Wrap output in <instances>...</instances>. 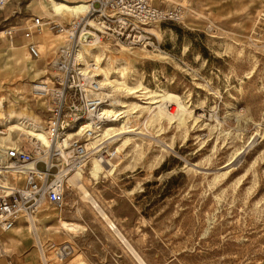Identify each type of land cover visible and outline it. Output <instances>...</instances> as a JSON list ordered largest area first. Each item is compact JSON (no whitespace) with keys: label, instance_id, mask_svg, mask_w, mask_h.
<instances>
[{"label":"rangeland","instance_id":"1","mask_svg":"<svg viewBox=\"0 0 264 264\" xmlns=\"http://www.w3.org/2000/svg\"><path fill=\"white\" fill-rule=\"evenodd\" d=\"M29 1L22 2V14L15 15L12 23L34 12ZM235 1L220 10L216 0H201L198 10L207 18L189 9L180 24H159L161 38L157 37L165 54L129 47L142 53L134 67L143 84L151 90L178 93L198 118L197 123L187 119L185 132L163 122L159 137H154L157 126L151 127L144 139L136 140L138 146L130 144L121 151L113 175L95 185L87 183L148 264H264V44L258 39L256 47L249 40L261 27L257 20L264 14V0ZM103 40L115 43L112 38ZM42 53V63L54 56ZM12 65L7 50H1L0 96L5 97V113L43 115L45 104L30 93L32 72L18 78ZM9 99L17 100L12 109ZM164 143H172V148L164 151ZM236 151L240 156L222 173L221 166ZM43 205L50 216H38L36 223L41 229L47 224L55 232L41 231L45 254L51 253L50 245L66 241L73 246L72 253L55 264H138L78 190H66L62 209L48 202ZM58 217L77 221L86 229L68 241V234L58 227ZM22 218L15 236L26 242L27 247H21L34 259L32 264H41ZM16 244L6 239L1 245V251L13 255L14 264ZM0 263H5L4 258Z\"/></svg>","mask_w":264,"mask_h":264},{"label":"built area","instance_id":"2","mask_svg":"<svg viewBox=\"0 0 264 264\" xmlns=\"http://www.w3.org/2000/svg\"><path fill=\"white\" fill-rule=\"evenodd\" d=\"M13 1L0 0V10ZM23 1L18 0L17 5ZM87 3L74 29L37 13H31L18 25L0 28L9 39L20 31L28 53L34 58H43L38 42L32 38L34 34L48 29L64 35L56 54L43 63V74L31 81L32 97L45 101L44 114L25 116L33 125L31 130H13L10 123H0V136L12 133L13 137L11 143L0 145V253L4 264L14 263L8 253L1 251V236L16 226L19 217L24 216L29 225L35 226L43 201L60 209L65 205L70 172L85 169L93 156L102 164L117 158L115 148L106 143L91 147L90 140L98 137V130L115 117L106 112L111 99L102 92L94 61L81 57L78 42L81 29L88 28L98 37L112 38L120 45L165 54L166 49L151 27L180 24L187 13L181 3L167 7L153 0H87ZM19 12L20 9H14V14ZM257 22L261 27L251 34L255 37H250L256 46L258 39L264 44V16ZM106 226L113 234L118 229L113 219ZM49 249L50 254H45L40 246L37 249L41 264H55L72 253V246L66 241L50 245Z\"/></svg>","mask_w":264,"mask_h":264},{"label":"bare ground","instance_id":"3","mask_svg":"<svg viewBox=\"0 0 264 264\" xmlns=\"http://www.w3.org/2000/svg\"><path fill=\"white\" fill-rule=\"evenodd\" d=\"M165 1H167L168 3L172 2L174 4L181 3L182 5L186 6L187 10L190 9L189 11L193 15L200 16L201 18H207L203 14L199 13L198 6L201 0ZM216 1L217 5L215 6L219 5L218 8L220 10L229 9L227 3H230L228 1L236 2L235 0ZM262 1L263 0H260L259 2ZM29 3L35 13L41 15L42 17H45V19L46 17H48L55 21H58L61 24H69L70 27L68 28L71 29H74L77 26L78 22L81 19V15H83L86 7H88L87 0H30ZM189 5H191L190 8ZM262 16H264V14ZM68 28L65 29L68 30ZM151 29L157 34L159 38H161V32L158 28V25L151 27ZM44 30L45 29H43L41 34L38 36L34 34L32 38L36 39L35 41L38 40L37 42L40 49L44 50L48 56L55 55L59 46L64 42V35L62 32H53L52 35H47V31ZM212 37L222 38L221 35H213ZM78 42L81 50V57H89L94 61V66L96 67L98 72L97 75L101 77L99 79V82L101 84L100 87L102 89V92L111 99V102L109 104L110 107L106 112L107 114H111L115 117L114 120H111L110 123H107L101 130H98V137L96 136L90 140L92 145L91 147H97L99 143H106L110 146H113L118 154L117 158H114L113 161H109L107 164L100 163L97 157L93 156L90 160V163L85 169H78L68 174L66 190H78L81 199L83 201H87L90 204L91 208L95 212H97L106 223H110L112 219L107 213L105 207H103L96 195L87 188L88 181L93 182V185H95L96 183L101 181V178H104L108 175H113L117 169V166L119 165V162L117 160L121 151H123L130 144L131 146H138L136 140L144 139V136L150 132L151 127L157 126V128H155L154 130V137H159V135L162 133L160 131L163 129V122H168L170 124L173 123L177 128H182L185 132L187 130V119L191 118L194 122H196L198 121V118L193 114L190 105L187 104V102H185L178 93L166 89L151 90L145 84H143V81L137 77L136 68L134 67V64L138 62L139 59L143 58L142 53H140L139 51L130 49L125 45H120L115 41L114 44L106 43L102 38L98 37L92 30L88 28L81 29ZM107 45H111L112 47H114V49L112 50ZM6 46L8 47L7 50L11 48V44L9 42L6 43ZM23 46L24 51H22V53L18 55L16 60L12 62L13 65L11 69L12 71L16 70V73H18V78L23 77L25 75L24 73L29 71L32 72V78L35 79L38 75H42L44 71L43 69L37 70V68L35 70V66L33 65V62L31 60L29 64V62L27 61V59L29 60V53L27 49H25L26 45L24 44ZM261 49L264 51V46H261ZM142 50L146 51L144 49ZM23 85L25 87L26 84L24 83ZM130 99H132V101H130ZM4 101L5 97L1 95L0 123H10V127L13 130L18 128L26 130L33 129V125L27 122L28 119H25V116H38L39 114H16L12 112V110L8 113H5ZM16 101V99H9L8 106L12 109L13 104ZM41 102L42 104H45V101ZM168 105H173L170 110L167 109ZM23 110H25V108H23ZM143 111L146 112L144 116L142 115ZM211 128L212 126H209L208 129ZM12 140V133H8L5 136H0V145H7L11 143ZM97 141L99 142L97 143ZM158 142L160 141L158 140ZM163 146L164 147L162 149L164 151H167L172 148V143H164ZM238 155L239 151H236L232 159L221 166L224 167L222 173H226L227 170L231 166H233L231 164ZM45 202L46 201H43L40 204L38 215L36 217L41 216L43 218H48L50 216L46 213L47 211L43 205ZM76 210V212H79V207H77ZM21 217H19L16 226L8 233L6 239H12L13 241L18 242V244L26 248V242H24V240L16 238V236L14 235V231L21 226L19 224ZM22 219L26 222L25 217ZM36 219L40 221V219ZM57 221L58 227H60L68 234V241H71L70 239H72L75 234L80 233L86 229L83 224L74 220H67L63 217H58ZM25 222L23 225V229L26 231V235H28V238L31 239L30 247L35 246L37 250L40 246L41 249L45 252V243L42 241L41 231H47L52 235H54L55 232L52 231V228L46 223V225H42V230L37 223H35V226H33ZM114 232L116 237L123 242L121 243L123 248L134 257L138 264H148L139 253V251L134 247L129 239L125 237L124 233L119 228ZM2 240L3 242H6V240ZM0 258H2L1 253ZM81 263V261L78 262V264Z\"/></svg>","mask_w":264,"mask_h":264},{"label":"crops","instance_id":"4","mask_svg":"<svg viewBox=\"0 0 264 264\" xmlns=\"http://www.w3.org/2000/svg\"><path fill=\"white\" fill-rule=\"evenodd\" d=\"M15 2L17 4L18 0L13 1L12 3H15ZM12 3H10V4H12ZM20 6L21 5H16L15 8H11L10 10L6 9L8 7L7 6V7H5V9L0 10V28H4L5 29V28H9V27H11L13 25H18L20 22H22L23 19L26 18V17H19L17 22L12 23V21H14L13 18L15 17V15L17 16V15H21L22 14ZM14 9H20V12L18 14H14ZM32 13H35V12H32ZM34 40H36V39H34ZM7 42H9L11 44V48H9V50H7V48H8L6 46V43ZM25 43H26V39L22 37L20 31H17L16 34L12 37V39H9L6 34H2V32H1V34H0V53H1V50H5L6 49L7 52L9 53V58H11L12 59V62H14L16 60V58L18 57V55H20V53H22V51L24 49L23 48L24 47L23 45ZM25 49H27L26 46H25ZM30 60L33 62V65H36L37 63H41V66L38 67L37 70L38 69H42V66H43V63H42V60L43 59L42 58H34V57H32L29 54V60L27 59V61L29 62V64H30ZM44 60H45V58H44ZM35 70H36V68H35ZM13 76H14V74L13 75H10V78H13ZM40 76L41 75L37 76L35 79H37ZM35 79H31L28 82L30 83L32 80H35ZM40 104L42 105V102ZM9 232H7V233H5V234H3L1 236L2 243H3V240L2 239L6 240V236L8 235ZM14 235H15V233H14ZM45 239L46 240H49L48 237H45ZM12 247L17 252V254H15L16 257H17V262L15 264H32V261L34 259H32L31 257H29L28 255L25 254V252H24L25 251V248H22L20 244H16L15 246H12ZM15 247H17V248H15ZM10 257L14 260L13 255H10ZM38 259H39V257H38ZM0 264H3V263H0Z\"/></svg>","mask_w":264,"mask_h":264}]
</instances>
